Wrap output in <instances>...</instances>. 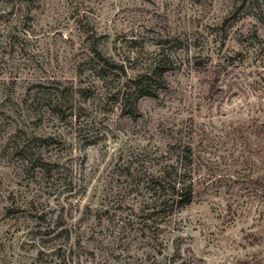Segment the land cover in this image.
Masks as SVG:
<instances>
[{
	"label": "rangeland",
	"instance_id": "rangeland-1",
	"mask_svg": "<svg viewBox=\"0 0 264 264\" xmlns=\"http://www.w3.org/2000/svg\"><path fill=\"white\" fill-rule=\"evenodd\" d=\"M162 47L131 116L118 94ZM263 102L264 0H0V264H264L262 160L231 134ZM173 126L208 140L212 176L148 219L134 162Z\"/></svg>",
	"mask_w": 264,
	"mask_h": 264
},
{
	"label": "trees",
	"instance_id": "trees-1",
	"mask_svg": "<svg viewBox=\"0 0 264 264\" xmlns=\"http://www.w3.org/2000/svg\"><path fill=\"white\" fill-rule=\"evenodd\" d=\"M100 63L103 70L122 67L104 57L101 58ZM172 65L171 58L162 47L147 70L130 79L119 92L121 109L128 110L131 116H136L139 113L138 102L142 98L157 97L158 87ZM217 73L219 71L216 70L209 72L213 80L214 76L212 75ZM260 105L259 113L263 114L261 120L254 118L249 124H239L231 134L234 136V140L236 139L235 142L242 147L240 152L244 156L247 155V158L257 156L262 160L259 169L264 175V102ZM190 131L192 133L185 131L183 127L173 126L168 130L169 140L164 146L165 149H157L155 152L144 149L136 156L131 175L135 181V189L144 188L150 194V201L147 205L151 209V214L148 219L160 215L171 217L174 213L192 204L197 183L199 184L200 181L207 183L212 176L211 168L208 166L212 162L198 154L199 147L197 146L200 144L199 146L205 148V153H208L209 142L206 138L201 137L200 142L198 141L196 144L194 136L197 133L193 129ZM155 161L158 162L160 169L153 172L152 169L156 164L153 165L152 162ZM203 167H208L209 172L200 178L199 174L203 171ZM254 175L246 177L245 180L259 187L258 198L264 201V176L255 181L253 180ZM149 228L152 229L153 226ZM243 263L250 264V262Z\"/></svg>",
	"mask_w": 264,
	"mask_h": 264
}]
</instances>
